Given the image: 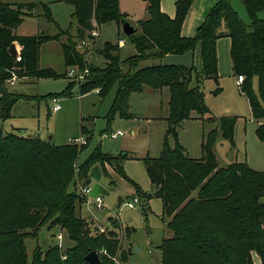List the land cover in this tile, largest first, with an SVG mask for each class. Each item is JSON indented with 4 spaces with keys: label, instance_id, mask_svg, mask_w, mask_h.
<instances>
[{
    "label": "trees",
    "instance_id": "16d2710c",
    "mask_svg": "<svg viewBox=\"0 0 264 264\" xmlns=\"http://www.w3.org/2000/svg\"><path fill=\"white\" fill-rule=\"evenodd\" d=\"M147 3L148 18L140 21L136 33L124 38L135 54L120 61L112 55L109 46L100 51L103 68H92L77 48L81 41L97 27L115 23L121 28L126 15L120 13L118 0H58L72 6L76 20V34L60 47L65 68L87 67L89 77L78 86L79 94L97 91L104 98L114 87V99L107 121L115 116L131 119L129 100L132 94L145 89L169 93L167 131L157 159H144L146 173L156 197L161 201V221L172 233L163 239L159 248L160 264H253L255 253L264 264V172L246 162H233L219 167L214 154L218 137L234 147L235 117L206 118L208 109L200 83L212 80L218 84L216 42L230 40L232 75L243 76L240 91L246 98L252 118L258 123L255 135L264 143V0H239L249 24L246 25L232 8L230 0H220L208 12L204 22L192 38L181 36V27L193 0H176L173 19L159 8L160 0H141ZM44 9L46 21L53 23L47 5L43 3L9 4L0 0V89L6 80L17 78L58 79L65 73L38 65L41 46L58 41L59 34L24 36L16 30L37 7ZM94 23V24H93ZM124 36V35H123ZM17 44L20 61L9 54ZM200 45V71L194 67L162 65L168 54L182 55ZM118 45L113 49L119 51ZM108 48V49H107ZM153 61L140 66L142 62ZM194 75V76H193ZM200 78L202 80L200 81ZM257 79V92L252 88ZM192 79L195 85L192 86ZM72 81L57 97L71 96ZM220 88L213 91L218 95ZM20 96L6 91L0 97V120L11 117V111ZM205 123H216V128L203 136L200 159L190 158L179 144L177 129L186 120L194 118ZM82 146L70 143L54 146L38 137L19 136L0 131V264H87L85 256L97 252L101 264H127L128 255L120 250L114 233H90L87 222L77 213L83 203L80 195L69 192L74 178L76 160L89 141V131ZM172 139L174 144L170 145ZM126 154L111 156L96 149L77 168V177L84 182L94 164H108L125 178L122 165ZM143 194L136 187L135 195ZM58 227L65 232L68 244L36 247L28 262L24 240L35 238L38 230ZM105 252V254L102 253Z\"/></svg>",
    "mask_w": 264,
    "mask_h": 264
},
{
    "label": "rangeland",
    "instance_id": "374dc122",
    "mask_svg": "<svg viewBox=\"0 0 264 264\" xmlns=\"http://www.w3.org/2000/svg\"><path fill=\"white\" fill-rule=\"evenodd\" d=\"M5 2L18 3H38L43 5H52V14L58 25V29L52 23L45 20L46 17L42 6L36 9L26 18L21 26L16 30V34L32 36L35 34H59L58 41H50L39 50L38 65L40 68H52L56 72L65 73L66 78L58 79H33L18 78L12 84L5 82L9 92L20 96L15 113L11 119L0 120V126H3V132H10L13 127L22 128L26 137H38L41 140L50 142L54 146L67 145L81 135L80 127L89 131V141L84 151L78 156L75 165L74 178L68 186L69 192H74L82 198L83 203L78 205L77 213L84 219L92 235L98 234L97 226L105 229V234L114 233L119 240L120 250L122 249L128 255L127 264H160L159 246L163 239L170 238L172 233L166 228L165 223L161 221L162 205L156 197L151 187L146 173L144 159H157L160 156L162 143L167 131V123L162 119L164 109H166L167 89L163 90L162 98L152 97L153 91L145 89L138 95L132 105L133 112L136 114L133 120L122 119L115 116L108 123L107 115L114 99L116 88L114 87L104 98L97 95V91H91L88 94L80 95L78 86L89 77V69L80 70L73 68L72 76L69 75L71 68H65L60 44L68 41L76 34V20L72 17L73 8L65 2L57 0H3ZM232 8L238 13L240 19L246 24L249 20L245 10L239 0H230ZM48 6V5H47ZM264 17V11L258 14V17ZM127 21V20H125ZM128 22V21H127ZM129 23V22H128ZM130 24V23H129ZM131 25V24H130ZM132 26V25H131ZM118 27V26H117ZM138 27V23L135 28ZM123 37L122 30L118 27ZM94 39L85 38L89 48H80L78 51L84 56V60L92 68H103L105 62L100 55V51L106 47L104 40H111L109 49L112 55H118L120 61L135 54L133 46L127 41L123 51L114 48L118 45L116 36L113 35L104 40L99 37ZM94 41V43H92ZM80 41H77V45ZM120 44V43H119ZM77 49V48H76ZM108 49V48H107ZM129 50V51H128ZM149 61L142 62L140 66L147 65ZM87 70L86 72H84ZM194 76V75H193ZM82 78V79H81ZM237 77L231 74L223 75L218 84L210 80L205 82L200 89L204 95V104L208 109L206 118L219 119L222 117H235L236 124L234 129V147L227 141L218 137L214 145L216 160L219 167H225L233 162H246L254 170L264 172V143L257 140L255 130L258 123L252 118L249 104L240 91V87L235 83ZM83 80V81H82ZM202 78H200V81ZM74 86L71 90V96L59 97L61 109L52 113L49 109L51 103L48 95H58L64 91L69 82ZM195 80L192 79V82ZM238 86V87H237ZM220 88L218 95H213V91ZM252 88L255 95L257 92V79L254 78ZM131 95V96H132ZM166 97V99H165ZM158 100L161 102V108L154 105ZM130 109V105H129ZM149 117L150 120H146ZM131 118V119H132ZM261 120L260 123H263ZM216 127V123H205L203 121L193 120L182 122L177 129L179 144L186 151L187 155L193 159H200L201 142L203 136L209 130ZM88 130V131H87ZM120 131L122 136L111 138V133ZM85 144L87 135H83ZM170 145L174 142L169 140ZM98 149L101 153L111 156L126 154L128 157L123 162L122 170L125 178L117 174L108 164H94L88 171V185L77 177V168ZM87 186L90 191L87 196L80 194L81 188ZM136 187L141 193L151 195L148 200L143 194L135 195ZM96 197L103 200V208H96L91 201ZM123 199L120 207L117 206L118 199ZM138 203L133 204V208H128L127 203H133V199ZM264 202V198L261 200ZM45 225L41 227L35 238H26L24 246L28 262H31L34 249L40 247L42 250L49 246L59 245L65 248L68 244L65 232L58 227L51 229ZM57 235H61V242L57 240ZM134 247L138 252H133Z\"/></svg>",
    "mask_w": 264,
    "mask_h": 264
},
{
    "label": "crops",
    "instance_id": "0c3cea01",
    "mask_svg": "<svg viewBox=\"0 0 264 264\" xmlns=\"http://www.w3.org/2000/svg\"><path fill=\"white\" fill-rule=\"evenodd\" d=\"M57 1L53 2L54 6L57 3L59 4V2H57ZM175 1L176 0H160V2H159L160 11L164 15H166L167 17H169L171 19H173L175 16ZM219 1L220 0H193V3L190 7V10H189L186 18L184 19V22L182 23L181 36L184 38L194 37L196 35L197 29L204 22L208 12ZM2 2L9 3V4H19L18 2H5L3 0H2ZM47 5L49 7V10H50V13H51V16L53 19L52 24L57 26L58 29L59 28L62 29L53 17V14H52V7L53 6L49 5V4H47ZM118 9H119L120 13L126 15V20L132 25L133 28H135L137 23L139 24L140 21H145L148 18L147 3L144 1H141V0H118ZM40 18H43V17H40ZM261 19H264V17L263 18L261 17ZM97 30H99V37H101L102 40H104L107 37L111 38V36L115 35L116 36L115 38L117 41L115 43H118L119 48L121 49V51H123V49L125 48V44H126L127 40H125L123 37H120V38L118 37V35L120 34V31H119V29L115 23H109V24L103 25L101 27H97ZM104 41L110 42L111 40H104ZM14 45L16 47L17 52H20L21 48L16 43ZM133 50H134V48H133ZM229 51H230V40H229V38H221V39L217 40V42H216V53H217V67H218L219 79H221L223 77V75H227V73L232 75L231 60H230ZM151 63H153V61H149L146 64H151ZM159 63H161L162 65L183 66L186 68L194 67L195 70L199 72L200 68H201L200 45L197 44L195 49L192 52H188V53H185L182 55L168 54V55L164 56L160 60ZM207 81H210V80H204L201 82V84L203 85ZM191 85L192 86L195 85L194 81L191 83ZM202 85H201V87H202ZM6 90L8 91L7 88H6ZM163 90H166V89L164 88L159 92H154L152 97H154L156 99H161L162 94L164 92ZM1 96H2V94L0 93V97ZM137 96L138 95H132L130 97V100H129L130 112L133 115V118L136 117L135 116L136 114H134V112H133L132 105L134 103V100H137ZM165 99H166V97H165ZM168 99H169V93L167 90V99H166L167 107H166V109H164L163 114H160V115H162L161 117L164 121L168 116ZM17 104H19V102ZM17 104H15L14 107L12 108L11 117H12V115L15 114L13 112V110L16 108ZM154 105L161 108V102H159L158 100H156ZM11 117H10V119H11ZM193 117L194 118L186 120V121H190V120L191 121H193V120L202 121V120L197 119V118L195 119L196 116H193ZM133 118L130 120H133ZM146 120H150L149 117ZM186 121H184V122H186ZM3 122H5V121H3ZM0 131L3 132V126L2 125L0 126ZM25 131H26L25 129L13 127L10 132H5V133L3 132V133L4 134L14 133V134H17L19 136H25V134H24ZM117 137H120V136H117ZM214 154H215V151H214ZM251 256H252L253 264H261L259 257L255 253H252Z\"/></svg>",
    "mask_w": 264,
    "mask_h": 264
},
{
    "label": "built area",
    "instance_id": "2783aa9c",
    "mask_svg": "<svg viewBox=\"0 0 264 264\" xmlns=\"http://www.w3.org/2000/svg\"><path fill=\"white\" fill-rule=\"evenodd\" d=\"M89 37H90V39L97 38V37H98V33H97V31H96V30L91 31V32L89 33ZM92 43H94V41H93ZM80 48L88 49V48H89V44H87V42H86L85 40H81V41L78 43V45H77V50L80 49ZM19 61H20V56H19V52H17V55H16V62H19ZM70 68H71V67H70ZM73 68H75V67H72L71 70L68 72L70 76H72V74H73ZM84 72H86V74H87V70H85ZM17 79H18V78L16 77V75H12V78L6 80V82L12 84V83L15 82ZM81 79H82V78H81ZM243 79H244L243 76H238V77L236 78V84H237L238 86H240L241 83L243 82ZM82 81H83V80H82ZM83 82H84V81H83ZM49 101H50V103H51L50 111H51L52 113H56V112H58V111L61 109V106H60V104H59V97H57V96H51V97H49ZM121 135H122V133H121L120 131H117L116 133H111V138L114 139L115 137H117V136H121ZM72 143H73V144H76V145H78V146L85 145V138H84L83 135H81L78 139H74V140L72 141ZM79 191H80V194H81L82 196H87L88 193H89V191H90V189H89L87 186H83V187L81 188V190H79ZM91 203H94L95 206H96V208H98V209H102V208H103V200H102L101 197H96V198H94V200L91 201ZM136 203H138V200L135 198V199H133V203H127L126 206H127L128 208H133V204H136ZM97 228H98L99 233H105V229L102 228L101 226L98 225ZM61 238H62L61 235H57V240L59 241V244H60V242H61ZM102 253L105 254L104 251H102Z\"/></svg>",
    "mask_w": 264,
    "mask_h": 264
},
{
    "label": "water",
    "instance_id": "95a60500",
    "mask_svg": "<svg viewBox=\"0 0 264 264\" xmlns=\"http://www.w3.org/2000/svg\"><path fill=\"white\" fill-rule=\"evenodd\" d=\"M121 30H122V33L125 37H130L132 35H134L136 33V29L133 28L127 21L125 20H122L121 21ZM9 54L12 56V57H16L17 55V50H16V47L15 45H11L10 48H9ZM6 88L5 87H2L0 89V93L1 94H4L6 93ZM90 183L89 180H86L85 181V184L88 185ZM123 203V199L119 198L118 199V202H117V206L120 207L121 204ZM133 252H138V249L136 247H134V250ZM85 262L87 264H101V261H100V258H99V254L97 252H90L88 253L85 258H84Z\"/></svg>",
    "mask_w": 264,
    "mask_h": 264
}]
</instances>
